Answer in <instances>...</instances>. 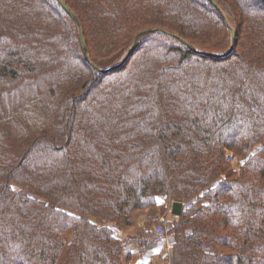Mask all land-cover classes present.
<instances>
[{
  "label": "trees",
  "instance_id": "obj_1",
  "mask_svg": "<svg viewBox=\"0 0 264 264\" xmlns=\"http://www.w3.org/2000/svg\"><path fill=\"white\" fill-rule=\"evenodd\" d=\"M63 1L101 69L162 31L102 73L56 0H0V264H130L161 198L173 264H264V0ZM230 26L223 57L166 33L225 53Z\"/></svg>",
  "mask_w": 264,
  "mask_h": 264
},
{
  "label": "crops",
  "instance_id": "obj_2",
  "mask_svg": "<svg viewBox=\"0 0 264 264\" xmlns=\"http://www.w3.org/2000/svg\"><path fill=\"white\" fill-rule=\"evenodd\" d=\"M172 204L173 202H169L167 201V199L161 198L159 202L155 206H153L157 212L156 214L144 220L140 215L137 226L135 228L119 230L117 231V236L123 240H126L128 237H133L136 234L142 232L143 222L158 220L159 224V218L163 214H166L169 209H172ZM156 227H158V225ZM143 230L145 231V229ZM159 235H161V239L156 244L146 249L138 250L137 246L133 245L130 264H168L169 260H172L173 250L167 249L166 245L164 244V236L160 233ZM208 248H210V252H216V248L214 246L208 244Z\"/></svg>",
  "mask_w": 264,
  "mask_h": 264
},
{
  "label": "water",
  "instance_id": "obj_3",
  "mask_svg": "<svg viewBox=\"0 0 264 264\" xmlns=\"http://www.w3.org/2000/svg\"><path fill=\"white\" fill-rule=\"evenodd\" d=\"M61 6L62 8L68 13V15L77 23L79 24V21H78V18L77 16L75 15V13L72 11V9L63 1V0H56ZM218 11H220L223 15H224V12L221 8V6L219 5V3L216 1V0H208ZM224 17H226L224 15ZM231 27V26H230ZM79 28H80V38H81V43H82V47H83V50H84V54L86 56V58L88 59L89 63L95 68L97 69L98 71L102 72V73H108L110 71H113L119 67H121L122 65H124L125 63L128 62V60L131 58V56L135 53L139 43H140V36L142 34H146L148 32H151V31H162L161 29H155V30H148V31H145V32H142L140 35H138L133 44L131 45V47L129 48V50L127 51V53L125 54V56L119 61V63H117L116 65L110 67V68H107V69H101V68H98L96 65H94V63L92 62V60L89 58L88 56V47H87V43H86V39H85V36H84V33H83V30L79 24ZM168 35L180 40L182 43H184L186 46H188L190 49H192L193 51L197 52V53H202L206 56H211V57H223L225 56L226 54H230L231 51L233 50L234 46H235V43H236V36H237V32L236 30L231 27V36H232V45H231V48L228 52H225V53H212V52H207V51H200L198 50L196 47H194L193 45L189 44L188 42H186L185 40L179 38L178 36L172 34V33H169V32H166ZM183 207H184V203L183 202H180V201H174L173 204H172V214L176 217H179L181 216L182 214V211H183Z\"/></svg>",
  "mask_w": 264,
  "mask_h": 264
},
{
  "label": "built area",
  "instance_id": "obj_4",
  "mask_svg": "<svg viewBox=\"0 0 264 264\" xmlns=\"http://www.w3.org/2000/svg\"><path fill=\"white\" fill-rule=\"evenodd\" d=\"M175 224V216L172 214V209H169L166 214H163L159 218L158 227H156L155 231L162 234L164 236V244L166 245L167 249L173 250L174 249V238L175 233L170 231V229ZM168 264H173L172 260L170 259Z\"/></svg>",
  "mask_w": 264,
  "mask_h": 264
},
{
  "label": "rangeland",
  "instance_id": "obj_5",
  "mask_svg": "<svg viewBox=\"0 0 264 264\" xmlns=\"http://www.w3.org/2000/svg\"><path fill=\"white\" fill-rule=\"evenodd\" d=\"M236 166H239V162H236ZM156 213L157 212H156L155 208L152 206L149 209H147L146 211L142 212L140 215H141V218L144 220V219H147L149 217H152V215H154ZM150 221H148V222H150ZM154 228H156V227L154 226L152 229H154Z\"/></svg>",
  "mask_w": 264,
  "mask_h": 264
}]
</instances>
